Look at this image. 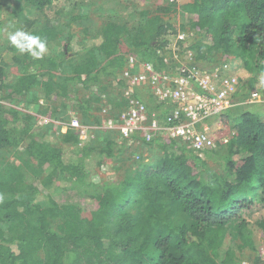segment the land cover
Instances as JSON below:
<instances>
[{"label": "trees", "instance_id": "1", "mask_svg": "<svg viewBox=\"0 0 264 264\" xmlns=\"http://www.w3.org/2000/svg\"><path fill=\"white\" fill-rule=\"evenodd\" d=\"M17 1L36 12L19 11L18 30L45 39L47 52L56 46L61 51L40 59L21 54L3 41L0 23V155L14 149L19 160L0 167V264H243L237 251L224 249L229 235L240 250L257 252L250 223L264 234V89H254L257 78L264 80V0H191L181 6L173 0L143 12L138 24L106 19L91 45L77 44L73 24L79 18L68 20L62 38L57 21L42 16L60 0ZM178 14L190 19L177 29ZM177 33L192 39L185 50L200 69L213 71L234 59L251 74L240 100L260 91L259 103L218 117L227 125L218 133L228 137L226 145L196 154L181 141L157 137L147 143L158 148L155 163L98 184L93 174L124 158V144H81L72 129L52 143L34 115L13 107L30 102L41 87L45 99L57 92L98 119L100 99L81 98L79 90L105 93L104 80L114 78L123 93L119 73L131 55L159 73H178L181 63L165 65L158 54ZM177 45L180 51L186 42ZM13 65L22 68L14 81L7 71Z\"/></svg>", "mask_w": 264, "mask_h": 264}, {"label": "rangeland", "instance_id": "2", "mask_svg": "<svg viewBox=\"0 0 264 264\" xmlns=\"http://www.w3.org/2000/svg\"><path fill=\"white\" fill-rule=\"evenodd\" d=\"M172 1L173 0H60L56 5L43 9L42 16L57 21L60 26L58 29L59 31H62V35H60L62 38L65 36L67 37L69 32V29L66 27L68 20L79 18L73 24V31L78 39L77 44L91 45L93 42H96L94 40H96L98 36H95V33L100 32L106 19L109 21H119V18H124L129 22L135 19V24H138L143 12L151 11L154 13L158 7L168 5V3H171ZM189 1L191 0H174V3H177V6H181ZM21 10L28 16H32L36 13L33 8L28 5L20 4L17 0H0V23L3 24L4 29L3 41L5 40V42L9 44V33L15 32L19 29V20H16L15 15ZM189 19L190 17L188 15L182 16L181 14H178L175 27L178 29V25L181 24L182 21L189 22ZM178 33L175 35L177 36ZM168 39L173 46L172 43L177 40V37L171 36V38ZM124 46L127 47L126 44H124ZM60 51L61 46H56L55 49L52 47V49L46 53L48 56L54 57ZM183 51H185V49L179 51V59L181 61L180 68L188 66V61H184ZM220 66H228L232 68V72L239 75L242 85L243 83H248L251 79V74L246 72L242 65L234 59L221 63L217 67ZM7 71L10 79L14 81L21 75L22 68L13 65L9 66ZM67 72L70 73V70H67L66 73ZM262 81H264L262 77L257 78L254 89H264V82ZM103 85L106 87L105 93H101L99 90L86 91L82 89L78 92L81 98L89 101L98 98L100 99L99 102H95L97 106L100 105L107 109L109 108L108 114L101 116L98 115V119L92 114H90V117H86L81 110H78L72 100L66 102V100L57 96V92L52 94L53 96L51 100L45 99L46 91L45 88L41 87L33 90L32 96L29 97L30 102L25 99L13 106L21 112L34 115L37 127L44 131L46 139L52 143L57 142V135L64 134L69 129H72L79 136L81 144L89 143L92 146L100 147L108 140L124 144V158H119L118 160L109 163L93 174L92 177L98 184L103 182H118L128 171L130 172L135 168L142 167L144 164L155 163L158 160V157H160L158 148L152 144H147L148 142L143 138V135L136 136L134 140H126L121 134L120 126L126 110V97L132 94V92H129L128 90H123V93L122 91L120 92L119 85L114 78H106ZM133 94L137 96L140 94L141 97L144 95L137 91ZM111 97L112 100H110ZM145 99L149 104L151 114L155 112L159 113L160 111L162 113L166 112L165 107H162L164 105L159 104L155 99L147 97L146 95ZM242 108L244 109L245 106L234 109L231 113L233 111L241 110ZM75 122L78 123V126L76 127L73 126V123ZM208 125L211 133L217 138L216 146L218 143L226 145L228 142H221V139L226 137H221V139L218 138V133L226 130V123L220 118H215L210 120ZM81 132L84 133L81 134ZM8 161H19L14 149L5 150L1 153L0 167H4ZM250 227L254 233L257 252H252L247 248L240 250L238 247L239 240L231 235L227 237L224 249L237 251V257L243 260V264H255V261L259 258L260 261L258 260V262L264 264V260L261 258L262 253H264V234L253 223H250Z\"/></svg>", "mask_w": 264, "mask_h": 264}, {"label": "built area", "instance_id": "3", "mask_svg": "<svg viewBox=\"0 0 264 264\" xmlns=\"http://www.w3.org/2000/svg\"><path fill=\"white\" fill-rule=\"evenodd\" d=\"M186 42L191 38L179 34L173 46L159 51L165 65L172 62L181 63L177 45L178 41ZM172 42V41H171ZM188 66L180 68L178 73H159L150 62L142 61L131 55L127 57L125 68L119 73L124 83V90L132 92L126 102L120 131L126 140H134L143 135L147 142L167 135L184 143L190 150L199 154L216 147V136L211 133L208 121L218 118L226 112L244 105L261 101L259 91L250 94L249 100H240L238 93L242 86L238 74L228 66H220L213 71L200 69L192 64L189 51H183ZM146 94L155 99L166 109L165 113L151 114L149 105L133 93ZM99 115H107L106 107H99ZM78 126V123H73ZM84 132H81L83 134ZM221 139V138H220ZM221 142H228L222 138ZM264 260V253H262Z\"/></svg>", "mask_w": 264, "mask_h": 264}, {"label": "clouds", "instance_id": "4", "mask_svg": "<svg viewBox=\"0 0 264 264\" xmlns=\"http://www.w3.org/2000/svg\"><path fill=\"white\" fill-rule=\"evenodd\" d=\"M8 39L11 45L17 48L21 54L27 52L31 56L40 59L47 52V41L40 36L31 35L24 31L17 30L9 33Z\"/></svg>", "mask_w": 264, "mask_h": 264}, {"label": "crops", "instance_id": "5", "mask_svg": "<svg viewBox=\"0 0 264 264\" xmlns=\"http://www.w3.org/2000/svg\"><path fill=\"white\" fill-rule=\"evenodd\" d=\"M236 109H238V108H236ZM234 110V109H233ZM209 122V121H208Z\"/></svg>", "mask_w": 264, "mask_h": 264}]
</instances>
